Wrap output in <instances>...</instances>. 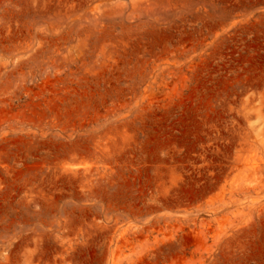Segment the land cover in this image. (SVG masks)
I'll use <instances>...</instances> for the list:
<instances>
[{
	"label": "rangeland",
	"instance_id": "374dc122",
	"mask_svg": "<svg viewBox=\"0 0 264 264\" xmlns=\"http://www.w3.org/2000/svg\"><path fill=\"white\" fill-rule=\"evenodd\" d=\"M0 264H264V0H0Z\"/></svg>",
	"mask_w": 264,
	"mask_h": 264
}]
</instances>
